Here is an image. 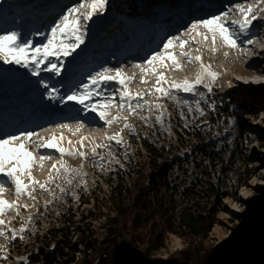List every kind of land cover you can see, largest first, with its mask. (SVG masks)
Returning <instances> with one entry per match:
<instances>
[{"label": "rangeland", "instance_id": "1", "mask_svg": "<svg viewBox=\"0 0 264 264\" xmlns=\"http://www.w3.org/2000/svg\"><path fill=\"white\" fill-rule=\"evenodd\" d=\"M24 2H29L31 5L35 0H12L11 3L21 5ZM81 2L82 0L76 1L75 6H78ZM150 3L151 2L148 1L147 5L150 6ZM131 8H134L131 0H106L105 10L102 13H97L87 22L81 21L82 30L86 33L87 30L85 25L88 22L94 25L97 23L102 24L103 18H115L117 22V24H115L117 26L115 27L123 26L126 22V13L129 11L128 9ZM258 8L259 6H257L256 10H258ZM66 12L67 10L60 11L58 16L53 17L51 19L52 21L46 24L49 25L48 28L41 29L42 33L38 35L41 38L39 44L47 42L45 40L46 37L50 35L54 19L57 18L60 20L61 16L66 14ZM259 12H264V10L259 9L257 12L259 16L264 17V14ZM30 13H33V11ZM77 15H79V13H77ZM127 18L133 20V13L126 16V19ZM13 19L14 20L11 22L18 25H24L27 22L26 19L21 17ZM5 22L8 21L5 20ZM257 27L258 30H261V35L252 40L253 44L256 45L255 49L247 48V45L250 44L244 42L245 45L241 44V48H237V50L231 54L232 57L229 58L225 56L222 58L220 55L212 56L211 59H204L198 63L195 62L187 67H182L180 70H175L172 64L167 65L164 62L163 64L159 63L155 66L156 73L162 72L164 75H167L165 77L167 81H182L185 79L195 81L197 76L203 73L202 79L205 80L204 83H211V89L215 90L214 93L211 94L213 97L209 109L211 113H209V111L206 114L203 110L204 113L200 111L194 116L189 115L185 120L182 119L183 115H179L178 113L182 108L181 104L189 107V104H192V102L196 103L198 98L206 96L209 90L204 87V84L201 85V88L196 86L195 91L189 92L190 94L185 96V98L183 96H176L179 92L183 91L172 89L170 91V96L166 100L163 95L155 92L156 74L152 71L141 73L135 63L133 64V69L138 70V75L134 77L133 82H128V90L133 94L139 92L144 95L142 101L134 99L131 103L133 107H135L137 103L143 104L144 100H147L149 103L144 104L143 107L135 108V112L130 113L127 107L124 109L120 108L118 91H116L115 96L112 97L113 91L120 87L118 82L109 81L102 85L98 90L103 93L107 92L104 96L111 97L115 105L107 109V116L114 115L122 120L119 119L111 125L102 122V127L94 131V133H99L104 139L91 140L85 135L86 133H78V135L73 134V138L69 139L72 140L70 146L85 152L86 156L45 154V156H49L51 159L44 160L42 162V167L40 163H36L31 168L32 178L45 184V188L41 189L39 184H36L34 189L31 190V196H17L15 186L11 183L9 178L0 174V183L4 184V190L0 193V196L9 203L13 201L17 202V207L0 215V220L5 222L3 228L6 232L5 236H0V240L12 244L14 254H16L15 252H21V255L16 254L19 257V261H16L15 264H59L58 258L53 252L56 240L65 238L68 240L71 239V242H73L76 237L72 231L73 228H69V230L66 229V225L61 224V219L63 217L72 218L73 211H75L76 217L80 214L79 212L84 210L85 214L89 205H84V207L80 205V194L82 192L86 193L87 190L89 191V189H92L96 181L101 183L109 179L113 181L117 180V175H110V172H116L118 169L124 170L126 161L131 156L135 155V149H142V145L138 138L136 140V145L126 149L132 136L129 133V128L124 126L125 122L132 125V127L134 124L136 125V130L132 129L135 131V136H139L142 139L145 138L158 147L164 143L166 149L171 142L175 143L174 140L176 138L178 139L175 129L176 125L193 126L195 122L197 123L194 136L188 137L183 131L178 130L179 146L173 149V152H177L178 156L182 159L188 156L189 164L186 165L189 169L188 173H197L203 170L207 179L213 184H217L216 189L219 191V194L212 196L209 201V208L213 209V218L211 220L212 223L208 242L214 250L221 252L223 256L226 257L228 264H239V260L246 257L250 258L253 250L261 246L260 241L264 238V225L254 224L249 221L256 213H264V84L253 85V83L249 82L255 78L264 80V26ZM16 29L17 28L10 31H16ZM202 29L205 30L206 28L200 27V30ZM252 33L253 32L250 34ZM246 34L247 33H243V35ZM89 35L91 34H88V36ZM84 36L86 37V35ZM175 37L183 39L182 36ZM29 39L33 42L31 37H29ZM112 41L111 39L110 42ZM73 42L74 41L71 40L69 41V43ZM174 44H179V40H176ZM81 46L82 44L70 56L65 57L62 55L65 59L67 58L66 60L69 62L68 65L74 63L76 59H80L79 56L82 54ZM214 46H216V48L217 46L228 48L219 38H217L216 45ZM183 50L190 52V54L195 57L201 56L203 49L199 45H191L189 42L184 46ZM53 58L54 57H50V60L52 61ZM138 64L144 65L143 62ZM202 65L210 66V71L218 73L214 81L208 73L203 72ZM34 67L35 66L31 64L28 67H24L22 64L5 63L0 59V70H9L10 72H8V74L12 72L10 74L11 77L18 72L23 73L22 77L11 78L13 79L9 82L11 91H8V89L0 90V103L3 97L13 95L12 90H18L19 95L16 98L20 97L22 92L21 89L23 87L27 88L28 86L34 92L44 93V96L48 95L53 88H56L58 91L51 97L55 99L62 98L64 93L59 92L61 89L60 86L54 85L58 76L45 71H40L38 75H34ZM105 67L111 69L112 74H114L115 69H122L123 65L117 67V65L102 64V68ZM83 69L88 70L90 68L84 67ZM64 71H62V73H65ZM248 71L254 74L249 75ZM142 75H144L146 82L141 81ZM65 76L67 77L68 75L66 74ZM41 80H43L44 83H41ZM84 83H88V80ZM84 83H80V86ZM161 83L165 88L168 87V84L164 81ZM45 84L48 86L51 85L52 88L45 91ZM149 92H151V94H149ZM171 96H174L175 99H172ZM66 97L67 95L63 98L62 103L66 110L71 112L73 107L76 106V112L84 116L89 115L88 110H83V105L78 103L75 105V101H68ZM32 99L35 104H33L34 109L36 106H40L42 109L49 111L51 107L50 104H44L42 106L40 95L37 97L32 96ZM100 99H103V97L99 98V100ZM95 101L97 100H93L92 103ZM157 104L160 105V107H156L155 105ZM149 105L152 106L150 107ZM191 108L193 107L191 106ZM162 113L161 122L157 120V117L161 116ZM201 113L203 117L199 119ZM125 117L127 118L126 121L124 120ZM118 122H120V125ZM115 135H119V137L122 138V143L117 144L115 140L106 139L108 136ZM55 136L59 138L58 134H55ZM82 137L85 138L83 140L86 145L85 148H82L80 143ZM52 138L53 137L50 136L45 140H52ZM43 141L44 137H41L39 143ZM58 142L59 141H57V143ZM111 144L119 149H114L110 146ZM99 145H103V147H99ZM119 145H121V147H118ZM93 148L96 149V158L94 157L91 160L89 152H92ZM39 150L40 148L35 146L29 151L33 152L34 156L38 158L40 155L38 154ZM117 151H119L120 155L114 158L111 157V155L115 154ZM142 152L144 153L143 149ZM61 160L65 162L68 168L75 169L76 171L65 172L61 170L57 172L56 169L52 170V165L57 164V167H59L58 162ZM165 162L166 160L162 161L163 164L161 168H165L163 166L166 163H170L169 160ZM13 163L7 164L6 167H12ZM158 163V161L154 162V159L150 160L151 166ZM48 169L50 170L49 173L47 172ZM148 169L147 167V170ZM148 172L149 170L147 173ZM17 174L19 175V173ZM50 176L52 177L51 180H49ZM22 179H24L25 183H28L27 176L22 177ZM78 183L82 184V187H78L79 189L77 188ZM101 188L106 190L105 185H102ZM25 205H27V207H25ZM40 206L43 208L48 207V209H53V211L47 216L46 214L38 215ZM15 212L23 217V221L20 223H22V226H25V230L23 233L17 235V239H12V234L7 232L8 229H11L8 225L12 224L11 221L9 222L8 220L12 219V214H15ZM37 217L44 220V222H41V225L34 224ZM91 222L90 228H93L94 235L98 238H103V229L101 228V226H103V219H92ZM20 223L18 222L19 225ZM87 224L88 222L86 223L85 220L84 223H79L77 225L80 226L79 228H81V230H85ZM1 226L2 225H0V227ZM53 227L60 230L61 235L56 239H52L55 238L54 234L41 237ZM16 230L19 232V229ZM61 236L64 237L61 238ZM9 240L14 241V243ZM183 243L184 240L182 238L174 234H169L165 240V247L158 252L159 255L157 256L166 257L175 250H179L183 247ZM48 244L50 245L47 248L46 246ZM64 253L66 254V252ZM0 254L9 256L6 250L0 251ZM9 263L8 260L4 262L0 259V264ZM256 264H264V258H259Z\"/></svg>", "mask_w": 264, "mask_h": 264}, {"label": "trees", "instance_id": "2", "mask_svg": "<svg viewBox=\"0 0 264 264\" xmlns=\"http://www.w3.org/2000/svg\"><path fill=\"white\" fill-rule=\"evenodd\" d=\"M196 124L177 126L178 139L167 149L164 143L158 147L141 139L144 153L137 148L124 170L110 172L117 180L96 181L92 189L80 194V205L89 208L85 214L84 210L76 217L73 211L72 218L61 219L66 229L73 228L76 237L73 242L56 240L53 252L59 264H228L208 242L213 218L209 201L219 194L217 184L210 182L203 170L188 173V156L182 159L173 152L179 146L178 130L194 136ZM151 159L159 163L151 166ZM163 160L170 162H165V168H161ZM100 218L103 238L90 228L91 220ZM85 220L87 228L81 230L77 224ZM249 221L264 225V213H256ZM52 234L56 239L61 232L53 227L41 237ZM169 234L182 238L184 246L166 257L157 256ZM260 242L251 257L239 260V264H256L264 258V238Z\"/></svg>", "mask_w": 264, "mask_h": 264}, {"label": "snow or ice", "instance_id": "3", "mask_svg": "<svg viewBox=\"0 0 264 264\" xmlns=\"http://www.w3.org/2000/svg\"><path fill=\"white\" fill-rule=\"evenodd\" d=\"M260 0H258V3ZM106 0H82V2L78 6L69 7L67 9L66 14H64L60 20L51 28L50 35L46 37V43L41 44H33L31 39L26 38L22 33L17 31H5L3 34H0V59H2L5 63H15L17 65H23L24 67H28L30 64L34 65V75H38L40 71H45L51 73L55 76H59L61 72V68L63 64L58 66L56 63H53L50 60V57H59L63 55L65 57L70 56L76 49L84 43V35L85 32L82 30L81 21L87 22L93 18L97 13H102L105 10ZM233 7L239 11L242 15V19L233 20L231 24L235 26V28H231L228 25L227 20L223 19V17H227L229 12H222L220 15H213L207 19L196 20L194 21L188 32H194L199 27H204L208 30V32L212 33V42L215 44L217 38H219L223 44L230 48H238L237 40L240 39L239 34L247 33L250 27L253 26V21L258 19L257 15H251L253 12V5L247 4H235ZM231 11V9L229 10ZM79 13V15H77ZM197 36H203L205 40L208 39L207 35L204 33L197 32ZM192 41L196 40L195 36H191L189 38ZM74 41L73 43H69V41ZM175 40H179V55L187 57L188 62H196L200 61V56L192 57L189 53L185 52L184 46L189 43V40H182L179 37H170L167 42L163 44L164 52L156 51L154 52L146 61L145 64L149 67H144L142 65L137 64L136 67L140 68L141 73H147L148 71H152L156 74L157 79L155 82V92L160 93L163 96H170V91L175 89L177 91H183L185 93L195 91L196 85L204 84V87L211 91V83H204L202 79V74H199L195 81H189L187 79L182 81H167L164 73H156V68L154 65L156 62H163L167 59L170 60L174 69L178 70L181 67V64L176 60V53L170 52L168 49L173 47V42ZM247 44L253 43L252 40L248 39L243 41ZM215 51V48H213ZM47 61L46 66L41 69V65H44ZM202 69L204 73H208L212 80L214 81L218 76V73L210 71V66L202 65ZM133 79V77H129L124 74L121 69H115V73L112 74V70L105 67L101 71L96 72L89 78L88 83H84L81 88L82 90L73 91L71 95H67L66 99L68 101H76L80 105H83V110H88L94 113H98L99 119L104 120L108 125L119 120V117H112L108 119L107 109L115 106L114 101L111 97L104 96L102 91H99L100 87L106 84L109 81H116L120 85L118 89L113 91L112 97L115 96L116 91L119 92L120 98V108L127 109L130 112H135V108L143 107L144 104H148L147 100L143 101V104L137 103L135 107H133L131 101L134 99H142L143 93L133 94L128 90V82ZM141 81L146 82L144 79V75L141 76ZM162 81L168 84V87L165 88L162 85ZM41 83H44L41 80ZM48 85L45 84V88L47 89ZM58 90L53 88L51 92L48 93L49 96H53ZM151 94V92H149ZM93 96L103 97V99L97 100L94 103L86 102L91 101ZM172 99H175L174 96H171ZM127 102V103H126ZM150 107L152 105H149ZM156 107H160V105H155ZM162 116L157 117L158 121L162 122ZM126 121L127 118L125 117ZM126 128L131 129L132 125L125 122L124 125ZM58 127L65 128L67 125H59ZM79 128L77 129V131ZM37 135L34 132L27 131L21 132L19 135H11L6 136L4 138H0V174H3L11 183L15 186V192L17 196L21 195H29L31 196V190L34 189L36 184H39L41 189L45 188V184L40 183L32 178L31 168L34 164L40 163L41 167L42 162L46 159H51L49 156L40 155L38 158L34 156L33 152L29 151L26 143L30 141L33 136ZM85 138H81V146H83V140ZM108 140H115L117 144L122 143V138L119 135L108 136L106 137ZM19 141L18 143H14ZM72 142L69 141V144ZM39 148H53L56 149L61 156L64 154L70 156H86V153L83 151H79L76 148H65L59 143L52 140H44L42 143L37 145ZM99 147H103V145H99ZM96 149H92V155H95ZM10 162H14L12 167H6ZM57 164H53L52 167L56 169L57 172L61 170L65 172L76 171L75 169H70L66 166L63 160L58 162ZM19 173V175L17 174ZM28 177V183L24 182L22 177ZM52 177H49L51 180ZM70 182V181H69ZM4 190V184L0 183V193ZM17 207V202L13 201L9 203L2 196H0V215L5 214L7 211ZM27 207V205H25ZM5 222L0 220V225H3ZM25 230V226H22L17 230H11L12 239H15L18 234L23 233ZM5 229L0 227V236H5ZM22 238V237H21ZM7 259V257H3Z\"/></svg>", "mask_w": 264, "mask_h": 264}, {"label": "bare ground", "instance_id": "4", "mask_svg": "<svg viewBox=\"0 0 264 264\" xmlns=\"http://www.w3.org/2000/svg\"><path fill=\"white\" fill-rule=\"evenodd\" d=\"M35 1H40V0H35ZM11 2H12V0H11ZM33 4L34 3H31V5H30L29 2H27V3L24 2V3L21 4V7H17L19 5H16V4H12L13 7H8L7 6L6 7L7 8L6 11L3 12L2 14H0V21H3L5 19L11 18V17L18 18V17L22 16L23 18H26V16L23 15V14L26 11L30 10V7H32ZM172 6H176V4H173L172 3L171 4V7ZM257 6H259L258 10L259 9L260 10H262V9L264 10V0H261L260 3H258ZM258 10H255V13H251V15L257 14ZM259 13H263L264 14V12H259ZM130 14H132L131 11H128L126 13V16H128ZM233 15H234L235 18L238 17V16H241L240 19L243 18L242 15H241V13L239 11L238 12H233ZM126 16H125L126 22L123 25L124 28L119 29V27H117L119 29V32H121L124 29H128L129 30L130 27H136V26H138L137 24L140 22L139 21L140 20L139 17H133L132 18L133 20H131L129 18L126 19ZM137 18H139V19H137ZM185 18H187V17H185ZM58 21H59V19L55 18L52 27L55 26V24ZM26 23L27 24L19 25L21 27V30L18 31L16 29L17 32L22 33L28 39H29V37H31L33 39V44H39L41 38L38 35L42 33L41 32L42 31L41 30L42 28L41 27L40 28H35V26L32 25V22H30V20L27 21ZM101 23L102 24L97 23L95 25V27L99 30L100 33H103L104 32V28L106 26L113 25V24H117L115 18L114 19L103 18ZM256 24H257L256 27H254L255 30H256L257 26H259V27L262 26L263 27L264 26V17H262V18H259L258 17V19L256 21ZM22 26H24V27H22ZM142 29L144 30L145 29V26H143ZM188 29H189V26H186V27L182 28L184 34L186 35V36L182 37L183 38L182 40H190L189 38L191 36H196V38H198L199 40H201V41L203 40V38H204L203 36H197L196 35L197 32L203 33V32H201L200 27L198 29H196V31H194V32H188ZM10 30H15V28H13V26L10 24V22H6L3 27H0V34H3L5 31H10ZM140 30H141V28H140ZM204 34H206L208 36V39L207 40H212V33L208 32V31L207 32L205 31ZM30 35H32V36H30ZM182 35L183 34H181L180 36H182ZM172 37H175V35H173ZM256 37H257L256 34H253L248 39L253 40ZM136 38L138 39V35L136 36ZM248 39H246V40H248ZM244 41H245V39H244ZM164 43H165V41L163 42V44ZM163 44H160L156 49H154L152 51H149L145 55L146 57L145 58H141L140 61L138 59H136V57H133L132 59H128V58L125 59V57H122L124 55H122V53L119 52V53H121V55H119L117 57V60L119 61V59H120L122 61L119 62L120 64H113V65H117V67H118V66L121 65L122 62H124L122 65L125 66V67H123L121 69V71L124 74H126L127 76H129V77H133V79H131L129 81V82H133L134 81V77L138 75V70H135L132 67L133 64H135V63L138 64L140 62H143L144 63L143 66L144 67H146V68L149 67L148 65L145 64V61L154 52H156V51H160V52L163 53L164 52ZM190 44L193 45L192 43H190ZM126 45H127L126 48L129 47V49H131L132 47H134V42H129ZM138 45H140V43H138ZM150 45L151 44H148V46H150ZM255 46L256 45L252 43L250 45H247V48L255 49ZM81 47H82V54H81V57L82 58L76 59V61L74 63H71V64L68 65L67 69L64 71L68 75L67 77L65 76L66 75L65 73L60 72V75L57 77V81L54 82V85H58V86H60V88L66 82L65 85L63 86V88H61L60 91H59L61 93H63V92L66 93V94L62 95L63 97L66 96V95H68L73 90H75V89H77L79 87V83H76L77 77H80L81 76L80 75V70H77V68L79 66H87L89 63H91V64H93V66H95L94 71L89 72L85 76H83V81H84L87 77H91L96 72H99V71H101L103 69L101 67V65L102 64L104 65L105 62L104 61L102 63L99 62V60L96 58L97 55H95V54L99 53V54H103V55H106V56H109L110 57L111 54H114V53H116V51H118L117 48H111L110 45L107 46V47H105L104 49L103 48H99V47L93 48L92 45H90V44H87V45L82 44ZM177 50H178V47L177 46H174V44H173V47L172 48L168 49V51H170V52L173 51L175 53L177 52ZM197 50L199 51L198 48H197ZM93 51H96V52H94L92 54ZM114 57H116V56H114ZM64 58L65 57L62 56L61 59H64ZM181 59H182V56H180L178 53H176V60L178 62H180ZM52 62L53 63H57L58 66H60L61 64H64V61L61 62L60 59H54V60H52ZM170 62L171 61L170 60H167V59L164 61V63L167 64V65L170 64ZM159 63L160 62H156V64L154 65V67L157 66ZM194 63L195 62H192V64H194ZM46 64H47V61L45 62L44 65H41V69H43L46 66ZM139 70H140V68H139ZM8 72H10V71L5 69V71H2V73L0 74V85H1V87L3 89H5V87H9L10 86V83L9 82H11L13 80L11 78H14V77H22L23 76V73L22 72H18L16 74L17 76L14 75V76L11 77L10 74L12 72L10 74H8ZM248 74L249 75H252L254 73H250L248 71ZM166 76L167 75H165V77ZM44 78H46V77H44ZM202 78H203V76H202ZM47 80H48V78H47ZM252 81H254V82H252ZM263 81L264 80H262L261 78H255L253 80H250L249 82L253 83V85L254 84H256V85H258V84L263 85L264 84ZM44 89H45V91L48 90L49 89V86L47 87V89L44 87ZM0 90H2V89H0ZM66 91H68V92H66ZM15 95L16 94L13 93V96H15ZM38 95H40V99L42 101L41 102V105L42 106L44 104H49V103L51 104L52 103V100H54L59 105H61V103H63L62 102L63 100H60L59 98H56L55 99V98H52L51 96H50V98H48V99H51V101H48L47 102L46 99H47L48 95H45L44 96V93L34 92L33 90H31V88L29 86L27 88H25L23 92H21L20 97L22 99H26V98L32 99V96L33 97H37ZM99 98L100 97H98V96H93L91 101H86V102H92L93 100H99ZM137 100L142 101L143 98L142 99H137ZM32 108H33V105H32ZM19 110H20V108L19 109H14V111H16V112L19 111ZM64 111H62V114H64ZM31 113H33V111H31ZM43 113L44 112H41L40 113L41 115L39 116V114H37V113L34 112V114L31 117H34L35 119L41 120V117H42V114ZM89 116L90 117L88 119H86V118H79V117H69V118H63V119H60V120L42 122L41 124H39L37 126L31 127L30 129H27V130L23 131V132L31 131V132H34V133L37 134V135L33 136L30 141L25 142L28 150H30L31 148H34L35 146H37L39 144V141H40V138L41 137H44V140H45L46 138L52 136L53 137L52 139L56 140V142L59 141L58 143L60 145L63 143L62 146L65 147V148H69V149H72V147L70 146L71 144H69V141H72V140H69V139H72L73 138V134H77L78 135V133H86L85 135H87V137L89 139H91V140H98V139L102 138V136L99 133L96 134V133H94V131L100 129L102 127V122H105V121L99 119L98 113H90ZM111 117H115V116L114 115L113 116H108V119H111ZM55 124H56V127H55ZM57 125L58 126L59 125H67V127L61 128V127H58ZM78 128H79V130L77 131ZM20 133L21 132L10 133V134L8 133L7 136L19 135ZM55 134H58L59 135V138H57L55 136ZM102 139H104V138H102ZM18 142L19 141H16L14 143H18ZM83 143L84 144H83L82 148H85L86 147L85 142L83 141ZM47 153H51V154H55V155L60 154L56 149H53V148L52 149L51 148H40V150L38 151V154H40V155H45ZM11 163H13V162H10L9 164H11ZM51 169L53 170L54 168H51ZM47 172L49 173L50 170L48 169Z\"/></svg>", "mask_w": 264, "mask_h": 264}]
</instances>
